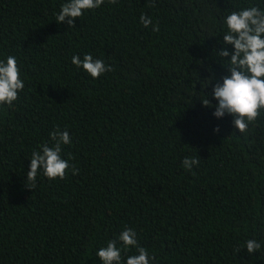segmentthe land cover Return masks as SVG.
Wrapping results in <instances>:
<instances>
[{
  "label": "trees",
  "instance_id": "16d2710c",
  "mask_svg": "<svg viewBox=\"0 0 264 264\" xmlns=\"http://www.w3.org/2000/svg\"><path fill=\"white\" fill-rule=\"evenodd\" d=\"M66 2L0 0V61L15 56L25 84L0 105V264H102L124 229L158 264H264V110L240 133L201 102L229 74L213 52L224 18L264 0H104L70 28L55 21ZM85 54L113 71L92 78L71 63ZM57 128L70 168L31 189Z\"/></svg>",
  "mask_w": 264,
  "mask_h": 264
},
{
  "label": "clouds",
  "instance_id": "9594fccd",
  "mask_svg": "<svg viewBox=\"0 0 264 264\" xmlns=\"http://www.w3.org/2000/svg\"><path fill=\"white\" fill-rule=\"evenodd\" d=\"M108 2L114 4L117 0ZM103 3L104 0H68L61 5L55 21L58 24L66 22L69 28L73 27L76 18H80L88 10L99 8ZM140 21L145 28L152 24L151 17L144 14H141ZM223 24L225 31L220 41V50L214 49L213 52L217 62L226 67L229 74L222 77L223 83L217 81L213 86L211 96L217 103L213 105L209 98L202 99L201 102L205 107H214L213 115L217 118L230 115L234 127L240 133H245L264 110V10L258 6H249L232 11L224 18ZM152 30L159 32V24ZM227 45H232L234 51H228ZM229 57L230 59H225ZM71 63L78 69L82 68L92 78H99L106 72L113 71L110 65H106L101 59H94L90 54H85L83 59L73 56ZM214 79V76L206 78L204 87ZM24 87L16 57L9 55L6 62L0 61V105L11 107ZM214 131L218 132L219 128ZM49 135L53 145H43L31 155L29 170L26 173V185L30 183L31 187H28L31 189L36 187L39 174L42 173L50 181L57 178L63 180L70 168L69 161L61 156L62 145L71 143L69 133L57 128ZM198 164L199 160L196 158L186 157L182 161L187 170ZM71 171L78 174L74 165L71 166ZM130 246L135 248L138 254L127 256L125 261L122 253L130 250ZM260 248L261 244L255 239L246 243L250 255ZM236 251L238 253L241 249ZM96 256L102 264H158L155 256H150L144 247L138 245L136 233L132 229H124L116 240H111L105 247H101Z\"/></svg>",
  "mask_w": 264,
  "mask_h": 264
}]
</instances>
